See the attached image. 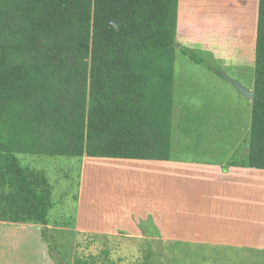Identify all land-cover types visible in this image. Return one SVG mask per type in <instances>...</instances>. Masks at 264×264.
<instances>
[{
  "label": "trees",
  "instance_id": "obj_1",
  "mask_svg": "<svg viewBox=\"0 0 264 264\" xmlns=\"http://www.w3.org/2000/svg\"><path fill=\"white\" fill-rule=\"evenodd\" d=\"M177 1L0 0V221L47 224L51 187L18 154L169 160ZM253 79L249 148L230 165L264 170V0Z\"/></svg>",
  "mask_w": 264,
  "mask_h": 264
},
{
  "label": "crops",
  "instance_id": "obj_2",
  "mask_svg": "<svg viewBox=\"0 0 264 264\" xmlns=\"http://www.w3.org/2000/svg\"><path fill=\"white\" fill-rule=\"evenodd\" d=\"M257 17L258 0L177 1L169 160L118 161L138 181L126 210L132 225L133 220H150L165 234L172 225L188 237L180 242L226 244L241 250L250 264H264L262 222H246L252 213L246 210L255 206L245 207L255 202L256 179L260 199L264 170L232 166L230 158L241 146L247 149L252 101L205 67L218 66L253 93ZM219 226L242 231L226 237L187 231ZM43 227L0 221V264H55ZM252 231L258 236L247 237Z\"/></svg>",
  "mask_w": 264,
  "mask_h": 264
},
{
  "label": "rangeland",
  "instance_id": "obj_3",
  "mask_svg": "<svg viewBox=\"0 0 264 264\" xmlns=\"http://www.w3.org/2000/svg\"><path fill=\"white\" fill-rule=\"evenodd\" d=\"M16 158L22 168L41 171L48 180L52 205L43 226L49 229L48 235L66 264H77L76 258L93 264H250L241 250L227 248L226 244L182 243L180 239L188 237L172 225L165 228L170 234L165 230L161 233L150 220H133L132 225L126 210L131 205L132 186L138 181L131 175V168L118 162L121 159L30 154H18ZM260 182V199L256 179L255 202L245 204L246 209L250 204L255 206L254 215V209L246 210L247 215L252 212L246 222H262L258 228L264 229V174ZM248 196L246 191V202ZM187 231L226 237L242 228L195 227ZM256 235L252 231L247 237Z\"/></svg>",
  "mask_w": 264,
  "mask_h": 264
},
{
  "label": "water",
  "instance_id": "obj_4",
  "mask_svg": "<svg viewBox=\"0 0 264 264\" xmlns=\"http://www.w3.org/2000/svg\"><path fill=\"white\" fill-rule=\"evenodd\" d=\"M227 81L246 99H248L249 101H252L253 98V93L251 91L246 90L245 88H243L237 81L235 80H231L229 78H227ZM247 149L249 148V145H246Z\"/></svg>",
  "mask_w": 264,
  "mask_h": 264
}]
</instances>
